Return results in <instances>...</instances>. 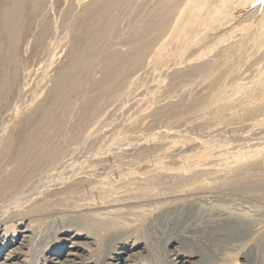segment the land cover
Segmentation results:
<instances>
[{
	"label": "rangeland",
	"instance_id": "374dc122",
	"mask_svg": "<svg viewBox=\"0 0 264 264\" xmlns=\"http://www.w3.org/2000/svg\"><path fill=\"white\" fill-rule=\"evenodd\" d=\"M94 1L26 0L25 22L20 28L21 36L17 43L20 46H13L0 29V85H3V71L6 66L10 73L7 78L9 85L0 86V149L6 140L13 139L17 146L20 139L43 120V132L51 137L49 154L76 148L81 151L72 156L74 159L69 157L70 165L67 169L64 167L65 170L62 169L64 172L60 175L68 172L71 174V171L79 174H75V180L67 185H71L70 188H74V191H80V195L87 194L78 196L80 202L60 201L57 212L51 211V216L54 217L47 222L30 224L33 214L27 215V220L22 225L10 222L5 227L6 219L0 220L3 221L0 222V264H54L53 259L64 260L73 246L72 242L79 243L81 254L75 264H112L113 258H119V264H124V261L132 264H178L175 260L176 254L191 255L187 251L199 252L191 255L192 261L187 264H264V242L259 246L254 244V241H264V223L260 225L259 234H255V238L252 236L249 240L246 237L242 242L237 240L235 243H239V246L232 251L226 247V243L214 236L208 240V244L185 240L186 251L181 244L175 246L176 248L165 247L162 237H167L170 230L163 228L164 225L160 224L155 215L139 217L140 222L133 228L124 227L108 232L100 229L107 224L106 216H114L117 212L127 213V208L133 207L131 202L134 200H122L124 192L130 197L133 195L132 198L136 199L134 202L138 199V205H143L145 201L147 206L154 205L156 201L166 199L170 209L180 206L181 203L185 205L190 200V203L197 201L196 197H186L185 191L205 179H214V176L219 179L211 187L212 193L206 194L209 198L203 204H213L219 197L220 200L222 198L224 202L228 201V204L245 210H250L251 203L250 214L257 210L264 213V140L260 141L261 146L258 145L259 139H264V0H184L177 5L171 2L168 10L166 5H160L157 12L162 17L160 23L154 26L151 24V15H154L153 10L160 0H114L115 19H118L116 22L119 29L116 27L112 34L108 52L125 56H131L134 52L136 55L133 54L131 60H137L132 61L134 64L129 62L127 68L119 69L121 72L117 70L114 73L116 76H113L116 79L108 83L104 90L95 91L89 83L86 85L85 80L81 79L82 90L72 94L71 99L61 104L55 100L53 88L57 77L74 56L70 29L73 23L80 24L91 20L93 14H87L84 9ZM104 1L106 0L94 3L95 7H100ZM45 24L48 26L45 27ZM76 29H81L80 25H76ZM147 30L148 33L138 42L131 41L139 32ZM55 33L57 35H53ZM220 46L224 48L222 55ZM196 60L198 63L212 62L209 71L195 76L188 85L178 88V92L174 89L173 91L172 84L176 83L178 77L193 68L184 69V61H190L192 66ZM90 61L86 64L89 65L91 79L97 82L103 77L104 67L99 60ZM52 107L54 110H51ZM82 107H86L85 111ZM46 109L51 110V114ZM84 127L85 130L81 129ZM86 130L87 134L83 135ZM85 138L87 144H81ZM119 144L122 149L116 150ZM111 147L114 150L110 155H99ZM223 148L231 151L224 152ZM96 152L97 155L89 164L83 163L84 156ZM230 156L238 159L237 164L218 174L205 175L196 169L195 165L205 162L207 158L211 157L210 160L216 161L221 158L231 159ZM192 165L195 168L190 171L189 167ZM89 170L95 174L87 178V173H93ZM175 173L179 176L174 175ZM188 176L194 178H188L191 183L186 180ZM199 176L201 179H196ZM103 179L114 184L116 182V194H105L106 190L101 192V189H97L98 183L104 181ZM237 183L249 184L253 190L244 194L242 192L237 195L239 197L232 196L229 186ZM174 194L178 197L175 198L176 204L168 199V196ZM178 195L182 196L181 199ZM151 197H155V200ZM104 198L108 201L103 203ZM114 200L116 201L113 202ZM36 202L37 205L42 204L43 197ZM93 202L95 203L92 204ZM253 202H257V206H253ZM81 204L89 205L84 208ZM102 204L104 208H98ZM260 204L263 207L259 208ZM52 205L55 206L53 202ZM123 206L127 207L123 209ZM96 208L97 212L94 210ZM114 210L116 214H113ZM99 211L108 213L105 216ZM135 211L137 210H133V213ZM135 213L136 216L140 214L139 210ZM58 222L61 227L72 226L71 233L74 234H78L79 229L88 231L81 230L83 235L79 232L76 241L63 238L53 233L54 223ZM76 226L82 228L77 229ZM261 235L263 238L260 239ZM253 244L256 245L255 248Z\"/></svg>",
	"mask_w": 264,
	"mask_h": 264
},
{
	"label": "bare ground",
	"instance_id": "6f19581e",
	"mask_svg": "<svg viewBox=\"0 0 264 264\" xmlns=\"http://www.w3.org/2000/svg\"><path fill=\"white\" fill-rule=\"evenodd\" d=\"M25 1L26 0H0V29H1V32L7 37L8 41H11L13 46L18 43V40H19V38L21 36L20 35V28L23 25V23L25 22V20H24L25 19V14H24V3H25ZM183 1L184 0H160L158 2V4L156 5V7L155 8L153 7L154 8V10H153L154 15H151V18H152V20H151L152 23L151 24L154 26L155 24L157 25V24L160 23L162 15L160 14V12H157L158 8L161 7L160 5H166L165 8L168 10V8L171 6L170 5L171 2H172L173 5L174 4L177 5L178 3L180 4ZM226 1L229 2L231 0H226ZM98 2H99V0H95L94 1L95 4L98 3ZM193 2H195V1H193ZM94 3L92 5H90V6H88L86 9H84V12H86L87 14L88 13L93 14V16L90 17L91 20L90 21L81 22L80 24L79 23L78 24L73 23V26L70 29V34H71V37H72L71 40L73 42L72 53H73L74 56H73V59H72L71 63L57 77L56 82H55V86L53 88L54 98H55V100H57L61 104L62 103L64 104L70 98V96L72 94H74L76 92L79 93L82 90L83 86L80 83L81 79H83V81L85 80L86 85H87V83H89L91 85V87H93V89H95V91L96 90H98V91L104 90L108 83H111L113 80L116 79V78L113 79V76L115 75L114 73L117 72V70L119 72H121L119 69L127 68L128 65L130 64L129 62L132 63V61H136L137 60V59H134V60L132 59L131 60L132 55L133 54L136 55L134 52H133V54L131 56H125L124 54H120V53H112L111 54V53L108 52V50H110V49H108L109 48V41L112 38V34L114 33V30L117 27V22L116 21L118 19H115V17H116L115 16L116 3L114 2V0H106L98 8L95 7ZM186 3H188V2L186 1ZM197 3H199V2L197 1ZM193 4H196V3H192V5ZM181 5H183V4H181ZM234 5H235V1H234ZM178 7H179V5H178ZM171 8H173V7H171ZM25 9H27V8H25ZM169 10H171V9H169ZM181 10H182V6H181ZM73 12H75V11H73ZM168 14H169V12H168ZM139 19H141V18H139ZM168 20H169V18H168ZM170 21H171V19H170ZM229 21H231V20H229ZM76 25H80L81 29H76ZM46 26H48V25L45 24V27ZM116 32H118V31H116ZM180 32H182V30ZM187 32H188V30H187ZM146 33H148V30L146 32L145 31L139 32L135 37L133 36L134 40L132 39L131 41L133 43L138 42V40L143 38ZM21 34H23V33H21ZM44 34L45 33H43V35ZM135 34H136V32H135ZM172 34H173V31H172ZM53 35H57V34L55 33ZM113 37H114V35H113ZM179 37H177V39ZM164 38H166V37H164ZM180 38H182V37H180ZM241 38H243V37H241ZM63 39H66V38H63ZM68 39H69V36H68ZM46 40L47 39H45V41ZM166 40H168V39H166ZM61 42H62V40H61ZM170 42H171V40H170ZM43 43H45V42H43ZM59 43H60V40H59ZM56 44H58V43H56ZM56 44H55V47H56ZM163 44H164V42H163ZM170 44H172V42ZM16 46H20V45L17 44ZM59 46H60V44H59ZM58 48L59 47H57V49ZM220 48H222V47L220 46ZM63 49H65V48H63ZM219 51H220V54L221 53L223 54L222 51H224V48H222ZM90 60H99L100 62H102L103 67H104L103 77H102L101 80H99L97 82H94L91 79L90 70H89V67H88L89 65L86 64L87 61L91 62ZM196 61L197 62H194L192 64V66H191V62L190 61H186V62L184 61V63H185L184 69H190L191 67H193V68L191 70L186 71L185 73L183 72L182 75H180L179 77L177 76L178 79L176 80V83L174 82L175 84L174 83L172 84V87H171L172 90L174 89V90L177 91L178 88H180L182 86L185 87L186 85H188V83L195 76H197V75H199V74H201V73H203L205 71L208 72L209 71L208 68L212 65V62L211 63H203V62L202 63H198V60H196ZM195 63L197 65H194ZM132 64H134V63H132ZM213 64L215 65V63H213ZM262 65H264V64L262 63ZM3 67H4V65H3ZM137 67H139V66H137ZM8 69H9L8 66H6L4 68V71H3V75H4L3 85L5 87L9 85V81H7L8 73H9ZM15 76H16V71H15ZM3 85H0V86H3ZM173 85H174V87H173ZM232 89H234V88H232ZM173 91H171V92H173ZM165 96H166V94H165ZM73 97L75 98V96H72V98ZM51 105H53V104H51ZM77 105H79V104H77ZM54 107H57V106L55 105ZM52 108H51V110H54V108L53 109ZM85 109H86V107H85ZM85 109H83V107H82V110L85 111ZM46 110H47L48 114H51V110H49V109H46ZM62 110H64V109L62 108ZM57 111H55V112H57ZM33 115H31V117ZM84 115H86V113ZM48 117H50V116H48ZM56 117L57 116H55V119H56ZM43 122H44L43 120L38 122L37 125L30 131L29 134L24 136V138L20 139V141H19L17 146L15 145V143H14L12 138H11L12 139L11 141L10 140H8V141L6 140V142H5V140H3L5 142V144H3L1 149H0V220H5L6 219L4 221L5 222V224H4L5 227H7L8 226L7 224H9L10 222L11 223L15 222V223H17V225H20L21 223H23L24 220H27L26 219L27 215H30V214H33V216L36 218L35 219L33 216H31L33 218V220L30 221V224H32L33 222H47V221H49L51 219V217H52L51 214H53L54 211L57 212V210H58L57 207L60 206L59 205L60 201L70 200L72 202H78V201L80 202V200L78 199V196L80 195L79 194L80 191H78V192L74 191L73 190L74 188H72V189L70 188L71 185H67V183H69L70 181L75 180V177L77 175H79V174H76L74 172L72 173V171H71V174H68V173H70V172H68L67 174L63 173V175H60L61 172H64L62 169H64V167H65V169H67L66 167H68L70 165V163L68 162L70 160L69 157L71 156V158H72L73 155L76 156V153L78 154V152L80 150L77 151V148H76V150H67V151H61L60 153L54 152L52 154H49V153H51L48 150L49 145H51V144H49V140H51V137L49 136V134H46V132L45 133L43 132V128H45V127H43ZM46 125H47V123H46ZM85 128L86 127L81 128V129L85 130ZM79 130H80V128H79ZM83 131H82V133H83ZM82 133H81V136H82ZM85 134H87V130H86L85 133H83V135H85ZM4 135L5 134H3V136ZM56 137H57V135L55 136V138ZM0 138H1V136H0ZM85 140H86V138L84 139V141H82L81 144H87L85 142ZM263 140L264 139H259V142H258L259 144L258 145L261 146L260 141L262 142ZM17 142L18 141L16 140V143ZM68 143H70V142H68ZM255 144H257V143L255 142ZM255 144L253 146L256 147ZM263 144H264V142H263ZM14 145L16 147H14ZM68 146L70 147V145H68ZM117 146H116L117 147L116 150L122 149L120 144L117 145ZM253 146H251V147H253ZM72 147H73V144H72ZM80 147L81 146H79V149H80ZM113 150H114V148L111 147V149H109L107 152H105L103 154H99V155L100 156H102V155H110L111 152H113ZM222 150L225 152L227 150V148H226V150H224V148ZM228 150L231 151L230 149H228ZM99 152L100 151H98V153ZM234 153H236V152H234ZM95 155H97V152L96 153H92V154L88 153V155H86V156H84V158H82V159L85 160L83 163L84 164H89L91 162V160L95 157ZM79 156L81 157L80 153H79ZM231 157L232 156H230V158ZM72 159H74V157ZM210 159H211V157L207 158V160H205V162H202V161L198 162V164L195 165L196 169L198 168V171L203 173V174H205V175L218 174V173L224 171L225 169L231 168L232 165H235L238 162V159L235 158V157L231 158V159H229V158H221V159H218L216 161H214V160L212 161ZM76 161L74 163H76ZM79 165H80V163H79ZM163 165H165V162H164ZM81 166L83 167V164ZM181 168L183 170V167H181ZM186 168H188V166ZM189 168H191L190 169V171H191L192 168H195V167H193V165H192ZM89 171H91V170H89ZM91 172H93V171H91ZM103 172H105V171H103ZM185 172H186V170H185ZM188 172L189 171H187L186 173H188ZM196 172H197V170H196ZM99 173H101V172H96V174H99ZM75 174H76V176L74 177ZM94 174H95L94 172L91 173V174L87 173L86 176H88L87 178H89L90 175H94ZM181 174H183V173H181ZM174 175H178V174L175 173ZM81 176H84V175H81ZM86 176H84V177H86ZM169 176H171V175H169ZM178 176H176V177L178 178ZM226 177H227V175L224 178H226ZM81 178H83V177H81ZM188 178L191 179V180L194 179L192 177L190 178L189 176L187 177V179L186 178L185 179L189 180ZM100 179L101 178H99V180ZM196 179L200 180L201 176L196 177ZM218 179L219 178H215V176H214V179H211L210 181L205 179V180L201 181L199 184H197V182H196L197 185H195L194 187L186 190L185 191V195H186V197H188L187 195H189L190 197H193V198L196 197L197 201H194V202L190 203V201H191L190 200L189 202H186V203H188L187 205H186V203H185V205L183 203H181L183 205L180 204V206L177 205L176 207H174V208L171 207L170 209L168 208L169 204L166 203L167 200L163 196L162 197L165 199V201H163V200L159 201L158 200V202L156 201V204L147 206L148 204L145 205L146 201L143 202L144 203L143 205H138V203H137L138 199H137L136 202H134L136 199L132 198L133 195L131 194L132 197H130V195H128V194H126L124 192V195L122 196L124 198L122 200H125V199L134 200L133 202H131L133 207L131 209L127 208V209H129V211L127 213L124 212L123 214H121V212L119 211V208H118L117 210L120 213L117 212V214H116L115 213L116 210H114L113 214H116V215L111 216V217L106 216L108 211H106L107 213L99 211V212H102L103 214H105V216H106L105 218L107 219V224L101 226L100 229L103 232H108L109 230H112V229H119V228L123 229L124 227L133 228L134 226L137 225V222L139 221V217L146 218V217H149L150 215H155L154 217H156L157 220L159 222H161L160 224L164 225L163 228L166 227V228H169V230H170V233H168L167 237H165L164 235L162 237L164 239L163 242L165 244L164 245L165 247L174 248L175 246L181 244L182 245L181 247L186 251L185 245H184L185 240L191 241V242H195V243L198 242V241H201V242H204L205 244H208V240L209 239L210 240L213 239L212 236H214V238L217 237V238H219L218 240H221L222 242L226 243V247L230 251L235 250L239 246V243H238V245H236L237 243H235L237 240H240V242H242L246 237L247 238L249 237V240L252 239V236H253V238L256 237V236L254 237V235L259 232L260 225L264 223V213L260 212L261 210L259 209L260 211L257 210L253 214H252V211H251V214H250V210H252L250 208L252 206L251 203H250V207H249L250 210H248V209L245 210V209H243V208H241L239 206L234 207L235 205L232 206V204L231 205L228 204L227 203L228 201L224 202V200H222V198L220 200L218 196L217 197H218L219 200L217 199V201L214 202L213 204H208V203L203 204L202 202H206L208 200L209 197L207 198L206 196L209 193H212L210 191V189H211L212 186H214V184L216 183V180H218ZM103 180L104 181L98 183L99 186L97 185L98 186L97 189H101V192H102V190L103 191L106 190L105 194H111V195L116 194V189H117V186L115 185L116 182L114 184V183H111V181L108 182V180L107 181H105V179H103ZM168 180H170V179L168 178ZM191 180H189L190 183H191ZM97 181H98V179H97ZM83 183H84V181H83ZM74 184H76V182ZM78 184H81V183H77V185ZM94 184H97V182L96 183L94 182ZM91 185H90V187H92ZM81 186H83V184ZM88 186H89V184H88ZM172 186H174V185L172 184ZM78 187H75V188L77 189ZM176 187H178V186L176 185ZM181 187H182V185H181ZM181 187L179 186V189H181ZM218 187H219V185H218ZM92 188L94 189V186ZM95 188H96V185H95ZM163 188H164V186H163ZM182 188L185 189L184 187H182ZM224 188L225 187H223V189ZM97 189H96L95 193L98 192ZM214 189H215V187H214ZM174 190H175V188H174ZM252 190H253V187L250 186L249 184H245V185L242 184L241 185V184L237 183V184H231L229 186V191H230L229 193L232 196H237L240 193L242 194V192H243V194H244V192H249V191L251 192ZM128 191H130V190H128ZM170 191H171V189H170ZM220 191L223 193L222 188H221ZM225 191H227V190H225ZM171 193H172V191H171ZM215 193H216V191H215ZM217 193H218V190H217ZM100 194H98V196ZM175 194L171 195V196H168L169 198L167 197L169 200L174 201V203L176 201L175 198H178ZM82 195H80V196H82ZM94 195H96V194H94ZM180 195H178V196L180 197ZM85 196H87V194ZM156 196H158V195H156ZM42 197H43V203L37 205L36 201H38V199H40ZM94 197H96V196H94ZM135 197H137V196H135ZM181 197H180V199H181ZM220 197H222V196H220ZM237 197H239V196H237ZM151 198H153V197H151ZM223 198H225V197H223ZM250 198H251V196H250ZM119 199H121V198H118V200ZM153 199L155 200V197ZM213 199H215V198H213ZM243 199H244V197H243ZM54 200H55V202H54ZM87 200H89V199H87ZM105 200H107V199L104 198L103 203H104ZM115 201L116 200H114L113 202H115ZM148 201L151 202V200H148ZM153 201H152V203H153ZM172 201H170V202H172ZM35 202H36V204L33 206V204ZM52 202L55 204V206L52 205ZM110 202L112 203V201H110ZM94 203L95 202H93L92 204H94ZM131 203L129 205H131ZM232 203H233V201H232ZM256 203L257 202H253V206L256 205ZM125 204H124V206H125ZM75 205H78V204L75 203ZM87 205H89V204H84V205L81 204V206H85L84 208H86ZM90 205H91V203H90ZM129 205H128V207H129ZM170 205H172V203H170ZM81 206H80V208H81ZM124 206H123V209H125L127 207L126 206L124 208ZM111 207H114V206H111ZM261 207H263V205H261L259 208H261ZM98 208H104L103 204H102V207L98 206ZM84 210H83V207H82V211H84ZM94 210L96 211L98 209L96 208ZM108 210H109V208H108ZM133 210H137V211L139 210V212H140L139 216H136L137 214L135 212H137V211L134 212L136 214L135 215L133 213ZM51 211H53V212H51ZM110 211H111V209H110ZM112 211H113V209H112ZM35 212H37V213H35ZM118 214H120V215H118ZM54 215H55V213H54ZM156 218H155V220H156ZM120 221H123V222L120 224ZM0 222H3V221H0ZM32 225L30 227H32ZM54 227L55 228L53 230V233H55L57 235H60L63 238H70L72 240L74 239L75 241H76V237L81 233L80 231L83 230V229H81V230L79 229V228H82V227L76 226V228L79 229L78 231L80 233L78 232V234H74V233H71L72 226L71 227L70 226H62L61 227V224L59 222L57 224L54 223ZM170 227H172V228H170ZM28 228H29V226H28ZM28 228H26V229H28ZM37 228H39V230H40V227H37ZM42 228L44 229V227H42ZM73 228L75 229V226ZM85 230L88 231V229H84L83 231H85ZM35 231L37 232L38 230H35ZM44 231H46V230H44ZM246 231H248L247 234H246ZM32 233H34V231ZM87 233H89V232H87ZM263 233H264V231H263ZM34 234L36 235V233H34ZM31 235H33V234H31ZM81 235H83V233H81ZM37 236L41 237V235H38V234H37ZM23 238L25 239V237H23ZM261 238H263V236L260 237V239ZM40 241H42V240H39V242ZM263 242L264 241H254V244H256V245L258 244L257 246H259ZM72 243H73L72 244L73 246H71V248H70L71 250H69V252L66 254V257L64 258V260L58 261L57 258L53 259L55 261L54 264H75L77 262V258H79L81 256L80 250L78 248L79 247L78 246L79 243L78 244H76V242L75 243L72 242ZM254 244H253V246L255 248L256 245H254ZM20 245L22 246L21 243H20ZM106 246H108V245H106ZM262 246H264V243H263ZM187 252L191 253V255H193V254L197 255V253H199V252H191V251H187ZM191 255L186 256V255H183V254H176L177 258H175V260L177 261L178 264H187L191 260V257H190ZM60 259H62V258H60ZM99 259H102V257L99 258ZM53 260H51V261H53ZM170 261L172 263V260H170ZM118 262H119V258H113L112 264H119ZM248 263H250V262H248ZM1 264H6V263H1ZM124 264H132V263H128L127 261H124Z\"/></svg>",
	"mask_w": 264,
	"mask_h": 264
}]
</instances>
